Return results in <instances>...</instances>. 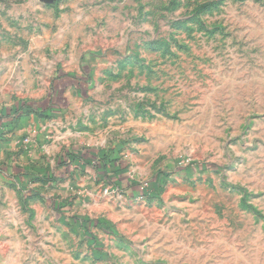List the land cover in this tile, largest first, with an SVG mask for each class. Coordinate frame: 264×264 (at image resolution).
I'll use <instances>...</instances> for the list:
<instances>
[{"label":"rangeland","instance_id":"1","mask_svg":"<svg viewBox=\"0 0 264 264\" xmlns=\"http://www.w3.org/2000/svg\"><path fill=\"white\" fill-rule=\"evenodd\" d=\"M0 152V264H264V0H0Z\"/></svg>","mask_w":264,"mask_h":264},{"label":"crops","instance_id":"2","mask_svg":"<svg viewBox=\"0 0 264 264\" xmlns=\"http://www.w3.org/2000/svg\"><path fill=\"white\" fill-rule=\"evenodd\" d=\"M5 148V146H3ZM5 154L4 152H0V162L4 160ZM3 163V162H2ZM5 163V162H4ZM4 165V164H3ZM20 186H23V184H19ZM18 183H13V168L9 166H5L2 169H0V199L3 197L1 202L4 204H7L9 202V196L11 193H13V189L17 188ZM20 188V187H19ZM5 220L4 215L1 211L0 206V223Z\"/></svg>","mask_w":264,"mask_h":264},{"label":"trees","instance_id":"3","mask_svg":"<svg viewBox=\"0 0 264 264\" xmlns=\"http://www.w3.org/2000/svg\"><path fill=\"white\" fill-rule=\"evenodd\" d=\"M106 156V155H105ZM75 160V158H73ZM105 160V157L103 159L99 160L97 159L96 163L93 165V169L98 174H104L108 176L109 174L115 175L116 177L123 172V170L119 169L117 166H114L113 164L109 165L105 162H102Z\"/></svg>","mask_w":264,"mask_h":264},{"label":"water","instance_id":"4","mask_svg":"<svg viewBox=\"0 0 264 264\" xmlns=\"http://www.w3.org/2000/svg\"><path fill=\"white\" fill-rule=\"evenodd\" d=\"M41 2L45 3V4H49L52 5L54 4L57 0H40Z\"/></svg>","mask_w":264,"mask_h":264}]
</instances>
